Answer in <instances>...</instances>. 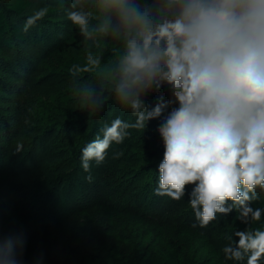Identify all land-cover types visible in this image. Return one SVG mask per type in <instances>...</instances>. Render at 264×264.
Masks as SVG:
<instances>
[{
  "label": "clouds",
  "instance_id": "clouds-1",
  "mask_svg": "<svg viewBox=\"0 0 264 264\" xmlns=\"http://www.w3.org/2000/svg\"><path fill=\"white\" fill-rule=\"evenodd\" d=\"M48 12L35 11L22 31ZM67 20L85 43L109 36L121 42L114 62L102 66L88 49L85 63L69 69L76 98L90 111L103 109L104 87L97 92L89 80L95 74L135 116L134 122L116 117L102 138L87 143L83 170L103 163L129 129L145 130L163 117L156 194L179 201L193 186L188 203L201 228L235 210L248 227L233 233L238 242L223 248L225 259L261 264L264 223L252 225L262 221L264 208L252 202L264 193V0H72ZM164 87L170 99L160 97L149 110L146 97ZM0 264H18L11 239L0 241Z\"/></svg>",
  "mask_w": 264,
  "mask_h": 264
},
{
  "label": "rangeland",
  "instance_id": "rangeland-1",
  "mask_svg": "<svg viewBox=\"0 0 264 264\" xmlns=\"http://www.w3.org/2000/svg\"><path fill=\"white\" fill-rule=\"evenodd\" d=\"M32 2L33 6L22 16L24 23L17 21L21 27L40 8L55 11L24 32L25 42L10 51L14 65L9 69L14 80L5 83V97L12 92L16 94L9 98L6 107H0V128L13 137V146L5 154L10 180L21 194L39 207L43 218L60 216L88 245L97 244L96 255L106 264H148L149 257H145L139 247L135 231L138 225L146 230L150 223L148 217L153 215L167 221L165 242L153 253L157 264H166L172 253L181 254L189 264L196 258L206 259L205 243L216 249L226 264H246V260H227L223 253L225 246L234 240L238 242V237L233 235L235 231L230 228V221L237 215L235 210L226 216L218 215L207 227L201 228L188 203L193 186H187L185 196L179 201L156 194L158 165L164 151L157 129L163 117L150 120L145 130L129 129L130 135L123 143L110 146L103 163L97 165L92 161L90 172L83 170L81 155L87 143L97 136L102 138V129L116 117L134 122L135 116L115 101L108 82L93 74L89 80L97 86V92L101 85L105 90L103 109L90 111L76 98L69 69L75 63H85L88 49L102 50L106 38L85 43L67 20L72 0ZM147 4L151 5L152 0H147ZM170 95L160 90L146 97L145 102L150 110L160 97L167 102ZM17 145H22L20 152L16 151ZM118 152L123 155L114 158V153ZM89 175L91 181L86 179ZM2 193L0 186V241L13 240L17 251L21 249L18 245L22 232L4 218ZM98 200L101 203L111 200L118 209L116 216L111 219L106 210L97 205ZM163 205L178 207V215L163 216ZM252 206L257 207V200ZM76 208L87 212L74 216L71 212ZM183 225L190 227L185 230ZM51 234L52 257L57 264H84L83 254L87 248H77L55 231ZM229 235H233V240L227 239ZM60 249L72 250L74 260L63 258L58 253ZM32 252L28 250L29 258Z\"/></svg>",
  "mask_w": 264,
  "mask_h": 264
},
{
  "label": "trees",
  "instance_id": "trees-1",
  "mask_svg": "<svg viewBox=\"0 0 264 264\" xmlns=\"http://www.w3.org/2000/svg\"><path fill=\"white\" fill-rule=\"evenodd\" d=\"M141 2L147 4V0H141ZM32 6V0H0V107H6L7 102L10 101L9 98H13L12 96H15L14 94H16L12 92L9 97H5V93L7 92L4 88L5 83H12L14 80L13 73L9 69V67L14 65L10 51L15 47L20 46L19 43H24L26 40L24 32L22 31L23 27H21L22 25L18 22L24 21V17L22 16H24L25 12ZM54 11L53 8H49L47 15H51ZM105 38L106 46L100 51H93L94 54L102 57V66L114 62L121 47V42L119 40L110 36ZM75 64L81 63L78 62ZM17 74L20 75V73ZM93 75L96 78L104 79L95 74ZM21 80L23 81L22 78ZM162 90L163 93H170L167 87L162 88L161 91ZM12 138L10 132L0 128V186L3 187L1 200L4 206V218L22 232V237L19 239L18 245L21 249L16 251L18 264H57L52 257V231L69 239L77 248L88 249L83 254L84 264H106L96 255L99 251L97 244L92 243L88 245L80 234H77L68 226L66 219L60 216H53L48 219L43 218L40 214L39 207L36 204H31L28 199L21 194L18 187L10 180L8 171L9 165L6 161L5 154L6 151L13 146ZM259 195L260 199L257 200V207L264 208V193H260ZM96 203L106 210L111 219L116 216L118 209L113 206L111 200H107L105 203H101V200H98ZM178 209V207L173 208L170 205H163L161 213L163 216L167 215L174 217L178 215ZM85 211L87 212L84 208H76L73 209L71 214L79 216L85 214ZM148 220L150 223H148L147 229L144 230L141 225H138L135 235L144 256L149 257L148 259L151 261H148V264H157L158 261L154 258L153 253H155L161 243L165 242L167 221L163 220L162 216L159 217L155 215L151 217L149 216ZM261 223H264V218H262L261 222H256L252 226L258 227ZM187 226L188 225H183V228L185 230H187V228L189 229L190 226ZM247 227L248 225L237 220L236 216L230 221V228L233 231H244ZM194 232L198 233L197 231ZM153 234L154 237L151 238ZM198 234L203 236L200 232ZM203 237L207 238V236ZM205 245L208 247H206V259L196 258L193 264H226L221 258H219L216 249L206 243ZM30 249L33 250L31 258L27 255L29 254L28 250ZM58 253L69 261H72L75 258L74 252L70 249H60ZM169 256L166 264H189L184 260L181 254L174 255L172 253Z\"/></svg>",
  "mask_w": 264,
  "mask_h": 264
}]
</instances>
